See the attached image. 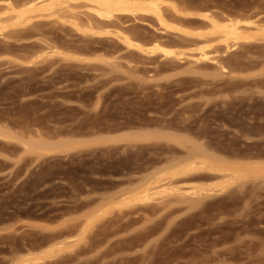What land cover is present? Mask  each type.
Listing matches in <instances>:
<instances>
[{"label": "rangeland", "instance_id": "obj_1", "mask_svg": "<svg viewBox=\"0 0 264 264\" xmlns=\"http://www.w3.org/2000/svg\"><path fill=\"white\" fill-rule=\"evenodd\" d=\"M27 1L0 0V264H264V39L197 36L264 0Z\"/></svg>", "mask_w": 264, "mask_h": 264}, {"label": "bare ground", "instance_id": "obj_2", "mask_svg": "<svg viewBox=\"0 0 264 264\" xmlns=\"http://www.w3.org/2000/svg\"><path fill=\"white\" fill-rule=\"evenodd\" d=\"M90 2H92L95 6V8H92V11L94 13H96L98 16H102V17H106V19L108 17L112 16V13L114 11H134V10H140V11H145V12H151L153 13L157 19L161 21V14H160V9L158 7V3L155 0H144L142 2H139L137 0H88ZM37 2H35V0H29L27 2L24 3L28 5V7H25L24 10L20 13L16 14V18H20L22 17L26 12L31 11V9L35 8ZM257 5V4H256ZM256 7V6H255ZM251 8V7H250ZM254 10V9H253ZM192 13V12H191ZM195 13V12H194ZM253 13V12H252ZM255 13V12H254ZM257 13V12H256ZM198 16V15H197ZM227 16V15H226ZM222 17V16H221ZM224 18V17H223ZM231 18V17H230ZM247 18V17H246ZM207 19L209 22V31L205 32V33H201V34H197V36H202V37H206V36H220L221 37V41L223 42L224 45V50L226 51V49L229 48V44L228 41L230 43L231 40H236V39H250V38H261L264 39V23L263 24H259V23H255V22H251V21H246L244 20L245 24L244 26L239 25L240 21L239 20H232V19H227L225 21H219L211 16L207 15ZM225 19V18H224ZM258 20V19H257ZM256 20V22H257ZM263 20V19H262ZM202 21V20H201ZM193 23V22H192ZM128 38V37H127ZM125 37V41L127 43H129V41L131 42V39L128 40ZM215 38V37H214ZM122 39V38H121ZM252 41V39H250ZM257 40V39H256ZM153 41V40H152ZM167 41V40H164ZM170 41V40H169ZM168 41V42H169ZM247 41V40H244ZM260 41V40H259ZM189 42V41H188ZM235 42V41H234ZM238 42V41H237ZM204 43V42H203ZM207 43V42H206ZM256 43V42H255ZM131 44V43H130ZM262 44V43H261ZM231 45V44H230ZM239 45V44H238ZM257 45V44H256ZM264 45V44H263ZM237 46V45H236ZM253 46V45H252ZM262 46V45H261ZM258 47V46H257ZM151 48L153 49H162L157 43H154ZM206 48V47H205ZM165 49H167L165 47ZM152 50V49H150ZM149 50V51H150ZM198 54L199 56H197V59H207V52H205V50L203 49V47H199L198 49ZM264 50V49H263ZM164 51V50H163ZM262 51V50H261ZM164 52H169L168 49L167 51ZM259 52V51H258ZM171 55V54H170ZM195 55V54H194ZM194 55H192L194 57ZM195 58V57H194ZM257 58V57H256ZM259 58V57H258ZM257 58V59H258ZM202 60V61H203ZM251 60V59H250ZM249 60V61H250ZM255 61V60H254ZM263 67V65H262ZM261 70V69H260ZM264 84V83H263ZM142 131V130H141ZM147 131V130H146ZM152 134V133H151ZM150 134L148 133H141L139 134V136H141V138H145L147 136H149ZM151 136V135H150ZM151 137H155V136H151ZM114 138V137H113ZM65 141V140H64ZM59 142V141H58ZM61 143H64L63 141L60 142L58 145H60ZM66 143V142H65ZM71 143V141H70ZM69 142L67 144H70ZM49 146V145H48ZM47 146V147H48ZM52 147L53 146H49ZM198 147V146H197ZM56 148V147H55ZM69 148V147H68ZM71 149V148H70ZM197 149V148H196ZM54 150V149H52ZM62 150V149H61ZM67 150V149H66ZM55 151V150H54ZM65 151V150H64ZM199 147H198V152H199ZM205 153H207L205 151ZM204 153V157L205 158H209L210 156L205 155ZM200 156H203L200 155ZM207 156V157H206ZM203 157V158H204ZM202 159L203 163L205 164V166H209L210 165V161L209 159ZM209 161V162H208ZM171 167V166H170ZM184 168H186V165H182L179 168H175L172 172H180L181 170L183 171ZM144 195H138L137 197L142 198Z\"/></svg>", "mask_w": 264, "mask_h": 264}]
</instances>
